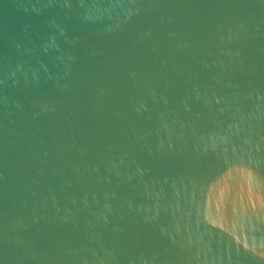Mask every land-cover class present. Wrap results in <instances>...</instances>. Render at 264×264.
Segmentation results:
<instances>
[{"label":"water","instance_id":"1","mask_svg":"<svg viewBox=\"0 0 264 264\" xmlns=\"http://www.w3.org/2000/svg\"><path fill=\"white\" fill-rule=\"evenodd\" d=\"M0 264H264V0H0Z\"/></svg>","mask_w":264,"mask_h":264}]
</instances>
